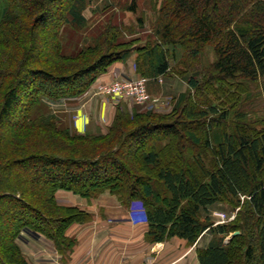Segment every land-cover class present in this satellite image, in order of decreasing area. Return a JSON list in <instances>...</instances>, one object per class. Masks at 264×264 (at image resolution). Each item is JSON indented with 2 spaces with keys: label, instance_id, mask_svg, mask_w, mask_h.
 Returning a JSON list of instances; mask_svg holds the SVG:
<instances>
[{
  "label": "trees",
  "instance_id": "obj_1",
  "mask_svg": "<svg viewBox=\"0 0 264 264\" xmlns=\"http://www.w3.org/2000/svg\"><path fill=\"white\" fill-rule=\"evenodd\" d=\"M91 3L0 0V264H28L26 230L70 246L91 215L58 204L61 191L140 201L151 244L211 231L200 264H264V115L243 104L257 84L264 95V0H164L152 36L106 23L87 44ZM207 47L214 62L190 75ZM133 54L143 79L187 84L170 113L119 110L106 133L80 134L51 108ZM216 204L235 218L215 224Z\"/></svg>",
  "mask_w": 264,
  "mask_h": 264
},
{
  "label": "crops",
  "instance_id": "obj_2",
  "mask_svg": "<svg viewBox=\"0 0 264 264\" xmlns=\"http://www.w3.org/2000/svg\"><path fill=\"white\" fill-rule=\"evenodd\" d=\"M135 58L133 54L127 61L115 63L82 96L53 102L54 112L65 115L80 134L106 133L119 110L129 114L137 110L153 112L99 92L101 86L113 81L143 79L136 72ZM144 80L150 97L162 103L159 107L163 113L170 111L175 96L187 90V84L175 76ZM56 199L58 204L78 207L91 217L66 231L71 239L68 248H59L44 235L26 230L18 245L28 264H200L198 250L207 248L214 237L211 231H205L194 245L177 238L151 244L140 201L126 205L109 191L91 199L61 191ZM216 211L225 213L230 208L216 204L209 209L212 216Z\"/></svg>",
  "mask_w": 264,
  "mask_h": 264
},
{
  "label": "rangeland",
  "instance_id": "obj_3",
  "mask_svg": "<svg viewBox=\"0 0 264 264\" xmlns=\"http://www.w3.org/2000/svg\"><path fill=\"white\" fill-rule=\"evenodd\" d=\"M132 1L133 0H92V3L85 12L90 25L88 29L84 31L85 43L89 44L91 42L90 40L94 38V34L99 33L101 28L104 27L106 23L132 29L134 34L131 37L152 36L154 34V30L156 29V18H159L160 6L164 0H134L137 3L136 13L125 10V7L131 5ZM139 19L143 20V24L139 22ZM127 32L129 31L125 30V33ZM214 60L215 54L213 48L207 47L201 56L197 57L192 62V68H189V74H197L196 76L198 78H202ZM173 65H176V63H173ZM262 89L263 88H261L259 84L253 86L252 99L250 101L247 99V103H244L243 101V104L247 106L245 110L247 112L253 110L258 115V117L264 115V95ZM49 103L51 108L54 110L55 103ZM159 105H162L160 101L158 103V101L154 99L151 100V106L154 107L152 110L153 112L163 113ZM171 110L172 106L170 107V111L167 113H170ZM222 213L223 212L217 211L213 212V217L216 222L215 224L221 223L220 221L224 223L229 222L227 217L222 218L220 216Z\"/></svg>",
  "mask_w": 264,
  "mask_h": 264
},
{
  "label": "built area",
  "instance_id": "obj_4",
  "mask_svg": "<svg viewBox=\"0 0 264 264\" xmlns=\"http://www.w3.org/2000/svg\"><path fill=\"white\" fill-rule=\"evenodd\" d=\"M99 92L114 97L118 100H129L137 106H141L144 110H153L146 81L144 79L136 81H113L100 87ZM222 218L227 217L229 221L235 216H228L224 213L220 214ZM221 223H224L220 221ZM219 224V223H218Z\"/></svg>",
  "mask_w": 264,
  "mask_h": 264
},
{
  "label": "water",
  "instance_id": "obj_5",
  "mask_svg": "<svg viewBox=\"0 0 264 264\" xmlns=\"http://www.w3.org/2000/svg\"><path fill=\"white\" fill-rule=\"evenodd\" d=\"M239 234V232H235L233 235H238Z\"/></svg>",
  "mask_w": 264,
  "mask_h": 264
}]
</instances>
